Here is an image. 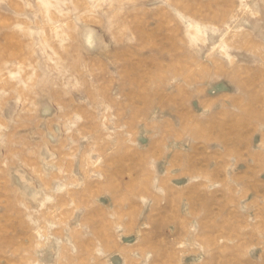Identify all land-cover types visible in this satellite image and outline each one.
I'll use <instances>...</instances> for the list:
<instances>
[{"label":"rangeland","instance_id":"374dc122","mask_svg":"<svg viewBox=\"0 0 264 264\" xmlns=\"http://www.w3.org/2000/svg\"><path fill=\"white\" fill-rule=\"evenodd\" d=\"M0 264H264V0H0Z\"/></svg>","mask_w":264,"mask_h":264}]
</instances>
